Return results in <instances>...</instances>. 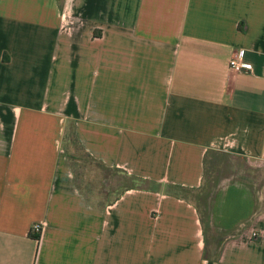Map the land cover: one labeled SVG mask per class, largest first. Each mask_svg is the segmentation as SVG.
<instances>
[{"label": "crops", "instance_id": "0c3cea01", "mask_svg": "<svg viewBox=\"0 0 264 264\" xmlns=\"http://www.w3.org/2000/svg\"><path fill=\"white\" fill-rule=\"evenodd\" d=\"M0 264H264V0H0Z\"/></svg>", "mask_w": 264, "mask_h": 264}, {"label": "rangeland", "instance_id": "374dc122", "mask_svg": "<svg viewBox=\"0 0 264 264\" xmlns=\"http://www.w3.org/2000/svg\"><path fill=\"white\" fill-rule=\"evenodd\" d=\"M64 145L70 155L72 168L78 185L82 188L90 200H104V198L99 197V194L100 191H102L104 184L107 182L102 180L100 172L96 169V163L85 154L76 140L70 136V130L66 133ZM120 176L122 177L121 180L124 185H130V183L134 182L128 174L122 175L121 173L119 178ZM112 183L113 181L110 180V184ZM146 183L147 182L145 181L141 182V184ZM166 188L169 190L181 189L180 186L173 183L167 184ZM191 194L195 195L196 191H191Z\"/></svg>", "mask_w": 264, "mask_h": 264}, {"label": "built area", "instance_id": "2783aa9c", "mask_svg": "<svg viewBox=\"0 0 264 264\" xmlns=\"http://www.w3.org/2000/svg\"><path fill=\"white\" fill-rule=\"evenodd\" d=\"M230 66H232L233 68L238 69V70L251 68L250 63L239 62L236 58L230 59ZM41 229H42V223L41 222H33V224L31 225L32 232H34L37 235L40 233Z\"/></svg>", "mask_w": 264, "mask_h": 264}, {"label": "trees", "instance_id": "16d2710c", "mask_svg": "<svg viewBox=\"0 0 264 264\" xmlns=\"http://www.w3.org/2000/svg\"><path fill=\"white\" fill-rule=\"evenodd\" d=\"M130 176V178L134 181L132 183H130L131 186H147L148 184H151L152 181L147 180L146 178L134 175V174H128ZM142 181L147 182L146 184H141ZM130 185H126L127 187H129ZM39 235V234H38ZM38 235L36 234V237H38Z\"/></svg>", "mask_w": 264, "mask_h": 264}]
</instances>
